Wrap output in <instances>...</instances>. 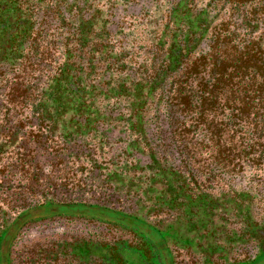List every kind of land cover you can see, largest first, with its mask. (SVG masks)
<instances>
[{"label": "trees", "instance_id": "obj_1", "mask_svg": "<svg viewBox=\"0 0 264 264\" xmlns=\"http://www.w3.org/2000/svg\"><path fill=\"white\" fill-rule=\"evenodd\" d=\"M43 144L66 153L59 186L76 196L52 194ZM0 177L36 200L19 216L92 205L159 236L101 219L117 235L51 241L22 264H126L123 248L143 264H250L264 253V0H0Z\"/></svg>", "mask_w": 264, "mask_h": 264}, {"label": "rangeland", "instance_id": "obj_2", "mask_svg": "<svg viewBox=\"0 0 264 264\" xmlns=\"http://www.w3.org/2000/svg\"><path fill=\"white\" fill-rule=\"evenodd\" d=\"M133 9H138V6L134 5L130 7V11ZM127 13L129 14L128 11ZM119 14L121 16V12ZM44 145L45 144H43V148H40L37 153L32 152L35 155L33 161L37 164L38 170L46 176V180H48L49 183H52L53 186H56L53 187L54 193L52 192V194L60 201L68 200L76 196V194H72L70 190L71 188H69L70 185H64L63 183L64 178L72 180L71 170L69 171V168L72 166H69V163H64L60 160L67 157L66 153H63L64 150L59 149V147L54 148V150L51 151ZM129 160H131V158H129ZM119 161L120 159L118 158V162ZM110 165L111 164L109 163V166ZM63 166L65 167L63 168ZM68 166L69 168H67ZM89 177H93L91 172H89V174L87 173V178ZM98 178L99 176H97L93 182H98ZM60 180H63L62 186H59ZM241 182H243V180ZM90 191L91 193L97 191L102 192V190H96L93 187H90ZM98 195L101 196L98 197ZM100 198H103L104 200V195L101 193L94 196V199L96 200H99ZM105 199L108 202L119 204L126 210H129L133 205V202L131 201L134 200V196L128 193H126V195L124 193H115L107 194ZM28 201L31 204L36 205V200L33 202L30 201V199H27L19 188H16L14 192L9 191L2 193V190H0V212H4V215H1L0 213V228L5 224L3 223L5 220L11 222L12 218L14 219L19 216V213L27 208L26 203ZM35 205L31 206L26 214L24 213V215L19 216L15 223H13L4 234L0 245V264L8 263V251L10 257L14 258L13 264H22V260L27 257L29 253L31 257L35 258V256H37L35 253H39V249L51 241L87 238L94 234L95 237L100 236L105 238H112L117 235L116 231L113 229H106L103 226L104 224L99 222L101 219L102 221H120L128 225L132 224L131 226L133 228L142 232L152 242H159V236L155 230L145 226L143 222L125 217L113 209L84 204ZM262 207L264 208V205ZM9 215L11 219L10 217L8 218ZM83 215L91 216L94 221L89 222L84 219L85 217H83ZM35 217H43L44 219L38 220V218ZM27 218H31L33 220L32 223L30 222L25 227L22 226L17 229V227ZM32 249L35 251L34 254L30 252ZM162 251L164 254H167L166 249H162ZM120 253L126 264H143L139 255L130 249L123 248ZM243 254L244 253L242 252V255ZM179 259L186 261V264H191V258L188 254L181 253ZM42 264L49 263L42 262ZM55 264L59 263L57 262ZM60 264L65 263L62 262ZM165 264H170L167 257L165 258ZM250 264H264V253H259Z\"/></svg>", "mask_w": 264, "mask_h": 264}]
</instances>
